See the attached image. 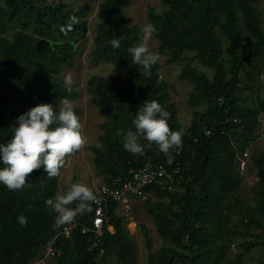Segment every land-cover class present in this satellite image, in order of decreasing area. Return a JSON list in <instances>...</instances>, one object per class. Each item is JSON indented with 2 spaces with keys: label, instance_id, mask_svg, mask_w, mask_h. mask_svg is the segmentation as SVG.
Returning a JSON list of instances; mask_svg holds the SVG:
<instances>
[{
  "label": "trees",
  "instance_id": "16d2710c",
  "mask_svg": "<svg viewBox=\"0 0 264 264\" xmlns=\"http://www.w3.org/2000/svg\"><path fill=\"white\" fill-rule=\"evenodd\" d=\"M131 1L101 0L98 6L91 61L111 64L121 77H93L87 83L91 102L106 116L100 125V145L92 148L93 164L103 175V183H110L121 181L146 162L171 168L176 161L185 163L192 157L176 190H145L150 193L143 202L145 209L164 242L153 253L148 231L141 227L148 252L146 264H246L241 255L227 256L225 240L235 227L229 218L233 213L246 220L236 223L243 228L240 234L250 238L247 248L264 246V152L252 151L249 159L258 177L254 208L238 196L242 178L237 162V155L254 140L258 113H264L257 78L264 70V32L257 0H161L162 12L148 9L159 52L168 57V63H180L183 53L192 52L198 63L213 71L212 79L193 67L180 71L179 80L193 88L188 106L204 107L202 112H194L191 124L183 130L177 124L175 105L169 101L168 85L158 81V63L146 76L128 52L142 42L139 28L124 12ZM86 13L85 5L69 6L66 0H0V144L11 140L17 118L31 108L41 104L54 108L76 97L72 88L69 92L61 84L59 73L73 64L76 44L86 37ZM72 16L79 23L65 34L61 28H67ZM12 24L19 30L7 38ZM113 39L120 40L119 48L109 43ZM253 85L254 94L261 98L256 109L243 105L241 96L242 90H251ZM152 100L170 114L167 122L173 131L186 133L181 155H175L176 148L171 150V164L158 145L141 138L143 153L133 154L124 148V137L116 134L135 131L133 121L139 108ZM73 110L78 116L79 110ZM57 178L49 177L41 167L20 190H9L0 183V264H30L52 240V247L60 252L55 264H96L101 251L102 255L115 254L122 264H135L128 232L114 204L108 207L113 233L104 226L96 247L91 248L89 242L92 233L80 232L82 227H92V203L90 212L75 217L79 228L70 238L57 236L62 225L56 223L57 212L46 205L58 193ZM73 183L78 181L72 179L63 194ZM21 215L27 218L26 226L18 223Z\"/></svg>",
  "mask_w": 264,
  "mask_h": 264
},
{
  "label": "rangeland",
  "instance_id": "374dc122",
  "mask_svg": "<svg viewBox=\"0 0 264 264\" xmlns=\"http://www.w3.org/2000/svg\"><path fill=\"white\" fill-rule=\"evenodd\" d=\"M100 2L101 0H66L69 6L78 7L85 5L87 7L85 17L87 21L86 37L76 44L73 64L69 67L64 66L59 73V79L63 86H67L65 83L66 77L71 76L72 78L71 88L77 95L69 102L73 108L79 110L78 118L83 126L82 132L86 138V143L80 150L66 158L65 164L61 168L57 178V192L59 194H63V189L69 185L72 179H76L78 183L88 185L93 191L104 182L103 175L93 164L94 154L92 148L99 147L100 145L99 137L102 134L100 125L104 122L106 116L91 102V96L86 87L88 81L93 77L114 78L119 80L121 74H118L111 64L103 62L95 64L91 61V53L94 50L96 27L99 23L98 6ZM149 8H152L156 12H162L165 7L161 0H132L124 10L126 16L130 18L131 23L139 28L142 42L144 40L143 29L149 24L147 17ZM256 8L264 32V0H257ZM17 30H19L17 24L10 25L7 29L6 37L10 38L12 33ZM147 47L150 52L157 54L159 57L157 61L159 65L158 81L163 80L168 85L167 93L169 101L173 103L176 108L177 124L180 129H186L192 122L194 112H202L204 107L203 105H199L195 108L188 106L187 98L193 88L189 83L179 80V73L184 67L189 66L205 74L208 79H212L213 71L198 63L192 52L183 53V60L180 63H168V57L159 52L158 41L154 35L147 41ZM257 78L259 79V87L262 89L261 98H263L264 70ZM255 87L256 86L253 85L251 90L247 89L241 92V96L244 100L243 105L254 109L257 108L261 100V98L258 99L254 94ZM241 88L244 89L243 85H241ZM62 105L63 103L53 108L57 114L59 113V107ZM257 119L259 125L254 132V140L250 141L247 145L249 146L250 154L252 151L264 152V113L259 112ZM239 173L242 181L239 185L238 196L244 201L246 206L254 208L257 200V195L254 192V186L258 180L257 169L249 161L248 169ZM149 200L153 202L155 198L150 197ZM165 203L168 204V201L165 200ZM229 214L230 221L235 227L232 230L229 229L231 233L226 234L225 252L227 256L232 258L241 255L246 264L260 263V261L264 260V246L254 245L247 248L246 244L250 238L243 237L240 234L243 228L239 225L240 223H236L240 221V219H243V222L246 221L244 220L245 218L238 217L233 213ZM116 215L123 222L124 228L128 232V241L132 245L134 263L146 264L148 252L145 247V240L141 232V227L144 226L148 231L149 238L152 242L153 253H156L160 247L163 246L164 242L158 235L154 222L147 213L144 203H137V205L133 206L129 218H126L121 211H117ZM130 225L135 227H130ZM235 231L237 233H235ZM259 241L263 242V239ZM96 264L122 263L115 254L103 253V255L100 254L97 257ZM177 264L183 263L178 261Z\"/></svg>",
  "mask_w": 264,
  "mask_h": 264
},
{
  "label": "clouds",
  "instance_id": "9594fccd",
  "mask_svg": "<svg viewBox=\"0 0 264 264\" xmlns=\"http://www.w3.org/2000/svg\"><path fill=\"white\" fill-rule=\"evenodd\" d=\"M79 23L77 17H70L67 28L61 31L67 34L73 26ZM144 40L137 46L130 47L128 52L133 57V63L143 69L146 76L151 75V68L159 59L157 54L149 51L147 41L156 32V27L148 24L144 27ZM114 48L120 47V40L109 42ZM67 91L71 92L72 78L66 77ZM170 114L156 100L146 102L139 108L133 121L135 131L129 129L126 133L118 131V136L124 137V148L133 154H142L144 145L139 141L146 140L156 144L167 157L169 164L174 157L170 154L173 148L182 146L183 131H173L169 124ZM18 127H14V135L6 144H0V161L5 167L0 168V183L9 190L17 191L27 185L28 176L33 171L43 167L49 177L60 174L66 158L80 150L86 143L82 132V124L75 114L71 103L65 99L57 114L51 104H41L31 108L17 118ZM55 125V127H53ZM96 195L92 188L84 183H73L64 194H57L46 201V205L59 215L57 225L73 222L78 215L91 211V203ZM75 205V207H69ZM18 223L27 225V218L19 216Z\"/></svg>",
  "mask_w": 264,
  "mask_h": 264
},
{
  "label": "built area",
  "instance_id": "2783aa9c",
  "mask_svg": "<svg viewBox=\"0 0 264 264\" xmlns=\"http://www.w3.org/2000/svg\"><path fill=\"white\" fill-rule=\"evenodd\" d=\"M182 148L183 146L176 148L174 151L175 155L180 156ZM187 149H192L191 145H188ZM249 159L250 150L249 146H247L237 155L238 170L240 172H243L247 168ZM191 160L192 157L185 163H181L178 160L171 168L146 162L136 170H130L128 175L121 181L113 179L110 183H102L94 192L96 200L92 202V227H82L80 231L81 234H88L89 232L93 234V237L89 240L91 248L99 244L98 238L102 235V228L109 225L108 207L110 204L116 205V212L121 211L126 218H129V215L131 216V205L138 202L143 203L149 198L150 193L145 191L147 188L155 187L160 191L168 192L176 190L183 180L182 173L187 170ZM78 228L79 224L74 219L73 222L63 224L57 236L68 239ZM52 244L53 240L48 242L43 253L30 264H55V258L59 256L60 252L52 247Z\"/></svg>",
  "mask_w": 264,
  "mask_h": 264
},
{
  "label": "crops",
  "instance_id": "0c3cea01",
  "mask_svg": "<svg viewBox=\"0 0 264 264\" xmlns=\"http://www.w3.org/2000/svg\"><path fill=\"white\" fill-rule=\"evenodd\" d=\"M138 203H141V202H138ZM135 205H137V203L131 205V207H130V212H132V208H133V206H135ZM134 227H135V226H133V228H134ZM106 229H107L110 233H113V227H112L110 224L106 227Z\"/></svg>",
  "mask_w": 264,
  "mask_h": 264
},
{
  "label": "bare ground",
  "instance_id": "6f19581e",
  "mask_svg": "<svg viewBox=\"0 0 264 264\" xmlns=\"http://www.w3.org/2000/svg\"><path fill=\"white\" fill-rule=\"evenodd\" d=\"M130 227H133L132 225H130Z\"/></svg>",
  "mask_w": 264,
  "mask_h": 264
}]
</instances>
